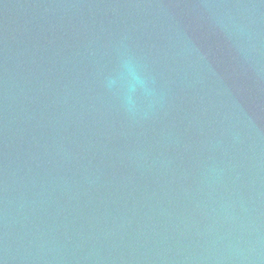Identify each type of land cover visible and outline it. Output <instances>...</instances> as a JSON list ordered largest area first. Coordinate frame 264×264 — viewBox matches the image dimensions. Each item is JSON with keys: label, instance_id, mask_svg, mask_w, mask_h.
<instances>
[{"label": "water", "instance_id": "95a60500", "mask_svg": "<svg viewBox=\"0 0 264 264\" xmlns=\"http://www.w3.org/2000/svg\"><path fill=\"white\" fill-rule=\"evenodd\" d=\"M0 261L264 264V0H0Z\"/></svg>", "mask_w": 264, "mask_h": 264}, {"label": "clouds", "instance_id": "9594fccd", "mask_svg": "<svg viewBox=\"0 0 264 264\" xmlns=\"http://www.w3.org/2000/svg\"><path fill=\"white\" fill-rule=\"evenodd\" d=\"M126 70L129 73V75L132 77V85H142L143 81L139 78V76L136 75L135 68L131 64L126 65ZM115 84V81H110L109 86H112ZM130 102V101H129Z\"/></svg>", "mask_w": 264, "mask_h": 264}, {"label": "snow or ice", "instance_id": "6c2138e0", "mask_svg": "<svg viewBox=\"0 0 264 264\" xmlns=\"http://www.w3.org/2000/svg\"><path fill=\"white\" fill-rule=\"evenodd\" d=\"M0 264H3V262H2V261H0Z\"/></svg>", "mask_w": 264, "mask_h": 264}]
</instances>
